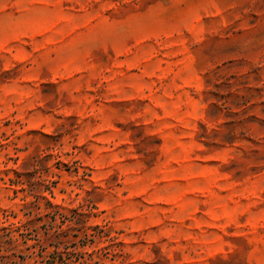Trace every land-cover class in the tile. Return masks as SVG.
Segmentation results:
<instances>
[{
    "label": "rangeland",
    "instance_id": "1",
    "mask_svg": "<svg viewBox=\"0 0 264 264\" xmlns=\"http://www.w3.org/2000/svg\"><path fill=\"white\" fill-rule=\"evenodd\" d=\"M0 264H264V0H0Z\"/></svg>",
    "mask_w": 264,
    "mask_h": 264
}]
</instances>
